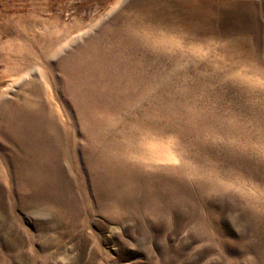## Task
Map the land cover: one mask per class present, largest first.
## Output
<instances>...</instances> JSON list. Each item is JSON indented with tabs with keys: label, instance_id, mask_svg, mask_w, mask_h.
I'll return each instance as SVG.
<instances>
[{
	"label": "rangeland",
	"instance_id": "rangeland-1",
	"mask_svg": "<svg viewBox=\"0 0 264 264\" xmlns=\"http://www.w3.org/2000/svg\"><path fill=\"white\" fill-rule=\"evenodd\" d=\"M232 63L264 81V0H0V264H264V89ZM124 123L179 161L117 154Z\"/></svg>",
	"mask_w": 264,
	"mask_h": 264
},
{
	"label": "bare ground",
	"instance_id": "bare-ground-1",
	"mask_svg": "<svg viewBox=\"0 0 264 264\" xmlns=\"http://www.w3.org/2000/svg\"><path fill=\"white\" fill-rule=\"evenodd\" d=\"M141 27L136 28L137 32L140 31ZM153 37H156L153 39L152 42H156V44L159 46V48H165L169 49L170 47H179V49H187L189 48V52L194 53L195 55L199 54V50L197 46H184L180 42V36L172 33H162V34H153ZM202 56V55H201ZM231 63V62H230ZM100 64V63H99ZM237 64L232 63L230 64V67L225 69L223 74L224 78H229L230 80H236L239 84H244L247 88H250L251 90L262 88L264 89V81L261 78H258L253 75L252 72L247 71L246 69H240L236 66ZM191 110V109H190ZM189 110V111H190ZM200 113V109H197L194 112V115H198ZM189 116H192L191 113H189ZM193 114V113H192ZM200 115V114H199ZM262 127L264 128V124H262ZM134 130L146 132V136H143L142 138L130 139V133L134 132ZM207 130V127L203 128L202 133H204ZM120 132V136L118 138L111 139L109 141L110 146L112 147V150H114L117 154H120L117 152L119 147L122 148L125 158L129 159H148L152 163L158 164V162H178L180 154L178 151L174 150L172 146V139L170 137V140H163L160 138L153 137L150 133H162L160 131L155 130V128H152L151 126H148V123L145 125H131L130 127L127 126L125 123L122 126ZM215 133V132H214ZM213 133V134H214ZM220 133V132H218ZM136 140V141H135ZM178 144V143H177ZM176 144V145H177ZM263 146V152H264V142L261 143Z\"/></svg>",
	"mask_w": 264,
	"mask_h": 264
}]
</instances>
